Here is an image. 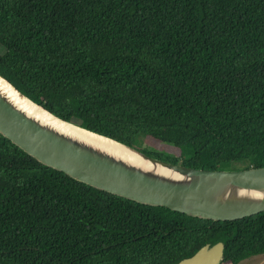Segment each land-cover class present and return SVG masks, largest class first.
I'll return each mask as SVG.
<instances>
[{"label": "trees", "instance_id": "trees-1", "mask_svg": "<svg viewBox=\"0 0 264 264\" xmlns=\"http://www.w3.org/2000/svg\"><path fill=\"white\" fill-rule=\"evenodd\" d=\"M0 75L149 157L264 166V0H0ZM217 241L220 264L263 255L264 211L212 221L141 204L0 135V264H172Z\"/></svg>", "mask_w": 264, "mask_h": 264}, {"label": "water", "instance_id": "water-1", "mask_svg": "<svg viewBox=\"0 0 264 264\" xmlns=\"http://www.w3.org/2000/svg\"><path fill=\"white\" fill-rule=\"evenodd\" d=\"M0 81L18 99L56 120L30 114L0 90V135L45 166L99 190L197 218L231 221L264 211V166L203 170L161 161L66 122L31 101L1 75ZM74 127L130 153L91 141L77 134ZM222 252L220 241L203 244L172 264H220Z\"/></svg>", "mask_w": 264, "mask_h": 264}, {"label": "bare ground", "instance_id": "bare-ground-1", "mask_svg": "<svg viewBox=\"0 0 264 264\" xmlns=\"http://www.w3.org/2000/svg\"><path fill=\"white\" fill-rule=\"evenodd\" d=\"M0 90H2V92H4L17 106L25 109L30 114H33V115H35V116H37L38 118H41V119L49 120L50 122L56 121L53 118H51L46 112L42 111L40 108L32 106L28 102H24V101L18 99L14 95V93L7 87V85L5 83L1 82V81H0ZM68 125H70V124H68ZM73 129H75L77 134H79V135H81V136H83L85 138H88L91 141L98 142V143L102 144L103 146L109 147L111 149L116 148L119 151L124 152V153H130L125 148H122L121 146H118L117 144H114L113 142H110L109 140H106L104 138H101V137H98V136H95V135L88 134V133H86V132H84L82 130H79V129L75 128V127Z\"/></svg>", "mask_w": 264, "mask_h": 264}, {"label": "rangeland", "instance_id": "rangeland-1", "mask_svg": "<svg viewBox=\"0 0 264 264\" xmlns=\"http://www.w3.org/2000/svg\"><path fill=\"white\" fill-rule=\"evenodd\" d=\"M168 151H174L171 148H167ZM237 264H264V254L255 255L241 260Z\"/></svg>", "mask_w": 264, "mask_h": 264}]
</instances>
